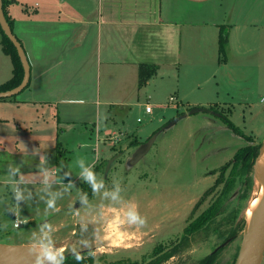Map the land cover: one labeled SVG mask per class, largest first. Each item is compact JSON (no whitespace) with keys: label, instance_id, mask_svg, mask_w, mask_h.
<instances>
[{"label":"rangeland","instance_id":"rangeland-1","mask_svg":"<svg viewBox=\"0 0 264 264\" xmlns=\"http://www.w3.org/2000/svg\"><path fill=\"white\" fill-rule=\"evenodd\" d=\"M198 2L201 4V18L208 21L219 19L226 7L234 8V12L228 14L231 20L225 21L230 26L237 21L235 13L247 3L244 0ZM190 13L185 12L186 20ZM230 26H226L225 30ZM260 26L259 33H252ZM258 27H239L232 34L225 52L221 53L216 44L213 45L212 32L202 29L204 39L199 42L202 49L194 54L192 83L185 89L183 105L179 108V111L188 112L195 107L188 109L187 101L207 103L208 106L219 103L204 107L230 118L238 127L235 133L225 126L221 118L198 111L163 129L149 151L138 162L130 164L132 152L148 138L150 129L168 121L169 109L154 107L151 115L144 112L147 100L153 104L158 99L167 102L165 93L150 99L147 98L148 93H144L137 104H131L126 115V124L131 131L113 126L114 123L121 127L120 119L125 117L124 113L118 112V108L112 109L117 116L106 120L100 140L94 131L98 119L94 113L93 117L91 113L86 118L85 124L75 122L67 125L65 134L59 130L57 141L62 145H58L56 155L59 164L55 178L49 181L48 191L62 193L55 205H60L62 210L56 214L49 212L38 221L43 222L53 216V219L60 218L64 222L60 224L61 221L55 220L51 225L56 247L65 248V261L76 260L71 252L75 247L84 259L92 261L90 264H199L218 248L210 264L236 263L245 243V212L256 198L257 156L249 170L241 164L235 168L237 161L234 156L241 146H258L264 139V19ZM251 35L254 36L252 42L249 41ZM244 45H253L252 52L243 50ZM138 117L141 121H137ZM32 142L34 145L39 143L38 140ZM21 146L25 148L28 145ZM114 156L117 157L105 174L107 161ZM23 158L12 161L0 156V175L8 172L9 165L22 168L20 165L27 167V164L34 163V160H26L28 157ZM78 158L94 163V171L105 181L106 189L112 190L114 181H118L122 198L135 203L139 214L146 220L139 227L125 225L123 230L129 235L119 243L98 238L105 235L102 222L91 220L88 206L82 205L78 199L87 185L79 176ZM36 172L22 173L36 183L17 186L26 197L20 201L23 212L27 211L21 216L38 215L50 210L46 205L48 191L42 183L43 176L41 172ZM57 180L59 182L51 183ZM69 182L74 187L64 191V185ZM227 182L232 186L225 192ZM8 188L11 190L9 185L0 182V243L25 241L21 244H31L32 236L25 237L29 224L13 227L15 215L10 209L14 208L6 207L10 199ZM88 201L96 212L101 206L105 209L112 206L108 199L103 200L96 193L88 196ZM208 208L209 214L214 213L213 217L197 230L186 231V226ZM92 252L95 255H91ZM261 264H264V253Z\"/></svg>","mask_w":264,"mask_h":264},{"label":"crops","instance_id":"crops-1","mask_svg":"<svg viewBox=\"0 0 264 264\" xmlns=\"http://www.w3.org/2000/svg\"><path fill=\"white\" fill-rule=\"evenodd\" d=\"M245 1L246 6L235 13L237 21L230 26L225 21L231 20L228 14L234 8L226 7L219 19L208 21L201 18V4L192 0H5L3 9L24 49L30 80L17 95L0 98V156L12 161L22 157L34 160L27 167L20 165V174L32 171L38 174L41 167L56 170L59 164L56 155L61 145L57 141L59 130L65 134L67 125L85 124L86 118L91 113L93 117L94 113L98 116L94 131L99 139L100 133L104 134L106 120L117 116L112 109L118 108L125 117L120 119L121 127L114 123L113 126L131 131L126 124L127 110L144 93H148V99L165 93L167 100L163 103L158 99L154 104L147 100L144 112L146 104H151L152 110L146 114H153L154 107L169 109L167 120L184 113L179 108L183 105L185 89L192 83L194 54L202 49L199 45L204 39L202 29L212 32L213 45L216 44L219 52L223 26H230L227 31L230 44L232 34L239 27L257 28L263 21L264 0ZM185 12H192L187 20ZM260 31L261 26L252 33ZM253 39L251 35L249 41ZM2 40L0 26V84L13 75L12 59L3 51ZM253 48V45H244L243 50L252 52ZM142 62L155 63L157 70L139 87L138 69ZM187 104L188 109L208 106L197 101H187ZM215 104L219 103L209 106ZM157 128L150 129L147 137ZM35 140L39 141L37 145L32 142ZM22 144L28 146L24 148ZM6 178L7 172L1 173L0 182L8 185ZM25 183L36 181L27 177ZM7 191L10 199L6 207L15 208L11 190ZM23 209L19 202L13 227L16 219L23 220V225L29 224L25 237H31L41 224L51 225L60 219L52 216L39 222L46 213L62 210L57 205L38 215L21 216L27 212ZM21 243L26 242L18 244Z\"/></svg>","mask_w":264,"mask_h":264},{"label":"clouds","instance_id":"clouds-1","mask_svg":"<svg viewBox=\"0 0 264 264\" xmlns=\"http://www.w3.org/2000/svg\"><path fill=\"white\" fill-rule=\"evenodd\" d=\"M43 163L44 158L41 157V164ZM76 164L79 168V176L91 186L93 193L100 194L103 200L108 199L112 205L106 209L101 206V209L96 212L92 206L89 205L88 196L85 192H81L78 197L82 205L88 206L90 219L102 222L105 235L98 238L111 239L113 243H119L129 235L127 231L123 230L125 225L139 227L145 224L146 220L139 214L136 204L125 201L122 198V190L118 181H114L112 190H108L105 188V181L99 178L94 171V163H87L84 158H78ZM55 172V169L41 167V174L43 176L42 183L46 186V191H48L50 187V179L55 178ZM14 176H18L19 179H13ZM57 182L59 181L57 180ZM6 183L11 188L12 198L15 202V208L10 210L15 214H19V202L26 199V197L23 191L17 187L18 184L25 183V178L19 173L18 166L9 165ZM71 187H74V185L69 182V184L64 185V191H68ZM61 195L62 193L60 192L48 191V196L46 198L47 208L55 209L56 201ZM116 205H118V207ZM83 227L86 229V225H83ZM53 231L52 225L45 222L32 233V242L28 247V252L34 258V264H64L65 248L56 247L55 240L52 236ZM84 243L87 246V241ZM71 252L77 261L84 259L75 247L71 249ZM90 254L95 255L94 252Z\"/></svg>","mask_w":264,"mask_h":264},{"label":"water","instance_id":"water-1","mask_svg":"<svg viewBox=\"0 0 264 264\" xmlns=\"http://www.w3.org/2000/svg\"><path fill=\"white\" fill-rule=\"evenodd\" d=\"M192 1H205V0H192ZM0 26L3 30L4 34L9 38V40L13 43L16 48L17 54L20 58L22 67H23V78L19 85L16 87L6 90L0 91V98L12 97L20 93L29 83L30 80V68L28 64V60L26 58L24 49L22 44L18 40V38L14 35L11 26L8 23L6 18L4 9H3V0H0ZM198 111L206 112L213 116H219L217 112H213L210 108L206 107H193L189 109L188 112L181 113L167 123H165L162 127L156 130L151 136L140 143L135 150L132 152L129 163L135 164L142 158L151 148L153 142L155 141L157 135L163 130L171 127L184 117L189 114H194ZM264 153V139L260 145L258 155L255 159V173H256V164L258 158L261 157ZM117 156L110 158L106 164V172L109 171L112 162ZM244 246L240 250L238 254V258L235 264H239L242 259V264H261L263 253H264V195L261 201L260 207L255 214L253 220L250 224L245 223V236H244ZM29 244H6L0 243V264H34V260L29 259L28 252ZM218 250V248L216 249ZM214 250V251H216Z\"/></svg>","mask_w":264,"mask_h":264},{"label":"trees","instance_id":"trees-1","mask_svg":"<svg viewBox=\"0 0 264 264\" xmlns=\"http://www.w3.org/2000/svg\"><path fill=\"white\" fill-rule=\"evenodd\" d=\"M4 3H5V0H3V8H4ZM7 20H8L9 25L11 26V20L8 18H7ZM225 27L226 26H223L221 28L220 35H219V52L220 53L225 52V48L228 45V32H227L228 30L226 31ZM2 34H3V40H2L3 51L6 54L10 55V57L12 59V63H13V75H12V77L10 79H8L6 82L0 84V91H6V90H10V89H12V88H14L20 84V82L23 78V67H22L20 58L17 54L15 46L9 40V38L4 34L3 30H2ZM156 70H157V65L155 63H148V62L140 63L139 69H138V86L142 87L144 84H146L147 80L156 72ZM179 114H181V113H177L175 116H177ZM215 117L221 118L222 121L224 122L225 126L228 129L232 130L234 133H235V131L238 130L237 129L238 127H236L234 125V123L230 120V118L229 119L225 118L224 115H222V114L219 116H215ZM171 119L172 118H170V120ZM162 126H160V127H162ZM159 128H157L156 130H158ZM259 147H260V145H258V146H245V145L241 146L235 153L234 159H235V162L236 161L237 162H236L234 167L236 168L237 164H241V165H244L248 170L251 169L253 160L258 155ZM246 154H248L247 158L245 157ZM228 164H229V162L226 163L224 165V167H226ZM231 186H232V184L227 182L225 187H224V191L228 192L231 189ZM83 192H85L87 194V196H91V194L93 193L92 188L88 183L85 187H83ZM209 209L210 208H208L206 211H204L195 220L190 222L186 226L185 230L186 231L197 230L198 228L205 225V223L207 221H209L214 215V213H211V214L208 213ZM205 212H207V213L205 214ZM215 252L216 251L212 252V254H210L209 256L204 258L199 264H210V262H212L213 256L215 255ZM90 263H92V261L90 259H82L80 261H77V260L64 261V264H90Z\"/></svg>","mask_w":264,"mask_h":264},{"label":"bare ground","instance_id":"bare-ground-1","mask_svg":"<svg viewBox=\"0 0 264 264\" xmlns=\"http://www.w3.org/2000/svg\"><path fill=\"white\" fill-rule=\"evenodd\" d=\"M256 168H257L255 175V184L257 187L256 198L252 200V202L250 203V205L248 206L245 212V217L248 224H250L255 214L257 213L264 195V153L261 157L258 158ZM29 259L34 260V258L31 255L29 256ZM239 264H242V259L240 260Z\"/></svg>","mask_w":264,"mask_h":264},{"label":"built area","instance_id":"built-area-1","mask_svg":"<svg viewBox=\"0 0 264 264\" xmlns=\"http://www.w3.org/2000/svg\"><path fill=\"white\" fill-rule=\"evenodd\" d=\"M152 110V105L151 104H146L145 105V112H151ZM137 121H141V118H138ZM25 222L21 219H16L14 222V227L18 228L21 227Z\"/></svg>","mask_w":264,"mask_h":264}]
</instances>
